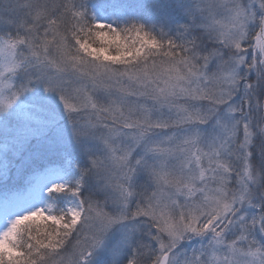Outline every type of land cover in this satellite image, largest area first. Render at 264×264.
Masks as SVG:
<instances>
[{"label": "snow or ice", "instance_id": "1", "mask_svg": "<svg viewBox=\"0 0 264 264\" xmlns=\"http://www.w3.org/2000/svg\"><path fill=\"white\" fill-rule=\"evenodd\" d=\"M0 264H264V0H0Z\"/></svg>", "mask_w": 264, "mask_h": 264}]
</instances>
